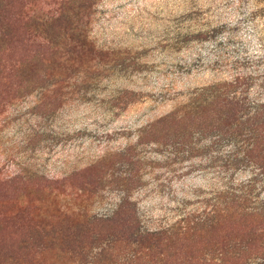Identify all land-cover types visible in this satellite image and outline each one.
I'll return each instance as SVG.
<instances>
[{"label":"rangeland","instance_id":"1","mask_svg":"<svg viewBox=\"0 0 264 264\" xmlns=\"http://www.w3.org/2000/svg\"><path fill=\"white\" fill-rule=\"evenodd\" d=\"M0 21V264H210L202 246L220 232L165 248L117 242L101 257L95 235L112 242L134 211L141 232H159L257 174L227 141L186 160L135 147L192 92L236 76L264 103V0H0ZM84 36L90 50L65 59L56 42ZM123 199L124 222L91 225ZM244 245L227 264H264Z\"/></svg>","mask_w":264,"mask_h":264},{"label":"trees","instance_id":"2","mask_svg":"<svg viewBox=\"0 0 264 264\" xmlns=\"http://www.w3.org/2000/svg\"><path fill=\"white\" fill-rule=\"evenodd\" d=\"M4 27V21H0V41H4L6 35ZM67 34V32L63 33L64 36ZM77 39L79 38H76V42L73 37L68 39L63 37L62 41L56 40V43L67 46L65 59L68 55L80 56L83 50H90L85 36L80 39V43H77ZM12 71V68H8L6 72L10 74ZM249 89L250 84L241 76H236L231 81L192 92L186 102L145 126L138 135L135 149L148 146L168 149L170 156L181 155L182 159L186 160L196 157L204 143L227 141L233 147L231 161L236 163L240 159L245 160L259 168L257 174H252V178L246 183L227 185L216 191L211 204L203 210V215L185 212L173 225L159 232H141L137 215L135 211L132 212L129 216L130 220L127 221V229H121L115 239L112 238V242L106 240L101 242L106 237L101 235L100 230L96 233L95 240L103 243L97 247L96 256L101 257L105 250L117 242H126L132 248H141L146 241L150 243L151 248H157L156 242H158L165 248L178 242L205 241L208 234L219 232L221 235L219 242L208 239V243L202 246V252L199 249L204 255V262L227 264L231 260L241 261L243 255L230 252V249L242 243H245L243 247L247 250L257 245L258 248L256 247L254 253L264 255V103L251 102L248 98ZM259 177L262 179L257 180ZM126 201L122 200L118 211L110 220L93 219L91 225L124 222L123 204ZM244 227L250 228L249 233L239 234L238 231L244 230ZM126 232H129V236ZM243 235L242 238L238 237ZM84 246L85 244L78 246L82 249V253ZM95 248L92 246L88 248L90 250L86 254V259ZM71 251L76 252L73 249ZM133 252L135 260L140 258L138 256L140 251Z\"/></svg>","mask_w":264,"mask_h":264}]
</instances>
